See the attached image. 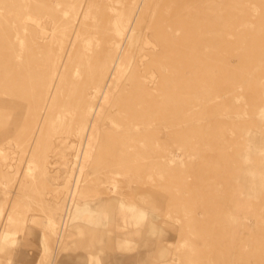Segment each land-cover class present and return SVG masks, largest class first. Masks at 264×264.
I'll list each match as a JSON object with an SVG mask.
<instances>
[{"label": "rangeland", "instance_id": "1", "mask_svg": "<svg viewBox=\"0 0 264 264\" xmlns=\"http://www.w3.org/2000/svg\"><path fill=\"white\" fill-rule=\"evenodd\" d=\"M0 264H264V0H0Z\"/></svg>", "mask_w": 264, "mask_h": 264}, {"label": "bare ground", "instance_id": "2", "mask_svg": "<svg viewBox=\"0 0 264 264\" xmlns=\"http://www.w3.org/2000/svg\"><path fill=\"white\" fill-rule=\"evenodd\" d=\"M111 9V8H110ZM112 12V11H111ZM65 13V12H64ZM197 13V12H196ZM189 16H190V14H189ZM204 17V16H203ZM206 19V18H205ZM204 19V20H205ZM115 22H116V20H114ZM119 22H120V20H119ZM118 22V23H119ZM122 22V21H121ZM115 24H117V23H115ZM115 24H113L114 26H115ZM120 24H122V23H120ZM119 24V25H120ZM205 24H203V26H204ZM115 27H118L117 25L115 26ZM205 27V26H204ZM206 28V27H205ZM115 29V28H114ZM119 29L120 30H117V31H115L116 33H117V35H119V36H122L123 35V32H124V29L121 27V26H119ZM116 30V29H115ZM206 30V29H205ZM127 31V30H126ZM187 31H188V29H187ZM186 31V32H187ZM115 34V33H114ZM118 38V37H117ZM121 38H123V37H121ZM136 38V37H135ZM134 38V39H135ZM92 40V39H91ZM121 42H122V40H120ZM120 42V43H121ZM206 42V41H205ZM117 43H118V39H117ZM117 46L116 47H118V45H119V43L118 44H116ZM121 45V44H120ZM120 45H119V48H120ZM89 46H90V44H89ZM99 46V45H98ZM89 50H90V48H89ZM86 51V50H85ZM141 51V50H140ZM121 53V52H120ZM89 55V54H88ZM91 55V54H90ZM127 67H128V63H127V61H126V57H124V59L122 60V62H121V64L119 65V68H118V70H117V73L115 74V77L113 78V82H118L119 80H120V78L122 77V75L124 74V72L126 71V69H127ZM75 72V71H74ZM76 73V72H75ZM73 75V74H72ZM91 91V90H90ZM93 91V90H92ZM150 109V108H149ZM153 115V114H152Z\"/></svg>", "mask_w": 264, "mask_h": 264}, {"label": "crops", "instance_id": "3", "mask_svg": "<svg viewBox=\"0 0 264 264\" xmlns=\"http://www.w3.org/2000/svg\"><path fill=\"white\" fill-rule=\"evenodd\" d=\"M4 237H5V235H4Z\"/></svg>", "mask_w": 264, "mask_h": 264}]
</instances>
